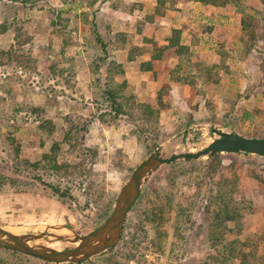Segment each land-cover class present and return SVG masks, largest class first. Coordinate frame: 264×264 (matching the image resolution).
<instances>
[{
    "label": "rangeland",
    "instance_id": "1",
    "mask_svg": "<svg viewBox=\"0 0 264 264\" xmlns=\"http://www.w3.org/2000/svg\"><path fill=\"white\" fill-rule=\"evenodd\" d=\"M12 1L0 0V20L26 29L31 43L24 50H32L27 57L38 59V66L33 71L0 67V181L12 177L25 184V190L0 188V225L27 232L68 222L88 233L110 214L136 165L158 147L202 146L218 135L213 128L263 137L264 0L207 6L199 0H167L160 25L143 35L138 22L155 0H30L17 14ZM60 9L71 34L64 56L48 17ZM245 14L254 18L248 22L257 33L254 41L242 26ZM173 28L181 29L187 50L180 58L169 50L152 60L153 70L161 71L156 81L153 71L141 67L149 53L136 48L145 45V37L163 41ZM14 35L13 26L0 35L1 50L14 44ZM110 78L118 93H132L139 102H155L164 86L165 107L149 124L115 114L104 93ZM73 120L85 127L78 140L84 151L71 149ZM53 147L58 164L67 157L85 169L53 170L45 161ZM207 159L159 167L142 186L120 240L75 264H240L235 250L264 251V159L247 153H222L217 159L219 171L227 174L224 167L232 166L239 175L237 195H229L236 201L226 213L218 211L223 205L218 171L213 179L206 175L208 165L202 162ZM251 180L256 185L247 183ZM253 203L263 208L246 209ZM237 213H243L240 220L227 216ZM52 246L72 244L55 241ZM12 254L0 250L1 256ZM11 262L43 264L20 257Z\"/></svg>",
    "mask_w": 264,
    "mask_h": 264
},
{
    "label": "trees",
    "instance_id": "2",
    "mask_svg": "<svg viewBox=\"0 0 264 264\" xmlns=\"http://www.w3.org/2000/svg\"><path fill=\"white\" fill-rule=\"evenodd\" d=\"M12 1V0H10ZM30 0H14L12 2H16L13 6V11L14 14H17L19 10H22L26 5L29 3ZM156 4L151 12H148L144 15L143 19H141L138 22L137 29L140 32V34H144L146 29H156L160 23L163 17L165 16L166 13V2L167 0H155ZM204 4L207 5H225L231 0H199ZM64 10H51L48 13V17L51 20L52 24V34L56 36L61 37L62 41V49L60 50L61 55H65V47H67L71 43V34L68 29V21L69 18L65 13H63ZM254 20V18H249V14H245L242 18V26L244 27V30H248V35L250 36V39L252 41L258 39L256 31L251 27H249L248 22ZM8 20H0V33H4L7 29L13 26V29L15 31L14 35V44H11L8 49L6 50H1L0 49V67H4L6 65H11L18 67L20 69H26V70H34L37 69V64H38V59H34L33 57H27L29 54L30 49L24 50L25 46L27 44L31 43V38L27 36V31L23 26H18L13 23L8 24ZM24 28V30H23ZM100 39V36L97 38V40ZM181 40V29L180 28H173L171 30V34L167 36L163 41L159 42L157 40H154L152 38H144L145 45L142 47H137L136 50L141 51V53L144 52V49L149 53L150 55V60L144 61L141 64L142 69L148 70V71H153V76L156 81L161 80V71L160 70H153L152 66V60H160L164 57L165 52L169 50H173V52L176 54L178 58L182 57L183 54H185L187 47L180 42ZM106 45V44H104ZM32 53V52H31ZM48 64L52 69H55L57 66L55 64H51L50 60L48 59ZM31 62L35 63L31 65ZM40 63L41 60H40ZM66 70L69 73L71 70V66H66ZM60 71V70H59ZM63 70H61L62 72ZM66 78V77H65ZM72 81H75V75L72 74L71 76ZM107 89L104 91L105 95L107 98H110L112 107L114 109L115 114L119 115H128L127 117L134 119V120H141L142 122H145L147 124L152 123L153 119L157 116L159 113V109L165 107V104L162 100L163 95L166 94V89L164 86H162L158 90V95L157 98L155 99V102L151 101L150 99H147L144 102H139V99L137 98L136 95L129 93L126 94L125 92L123 93H118L111 85L110 83L113 82V78L107 79ZM154 104H157L155 106ZM23 108L26 109V111L31 112L32 108L29 105L22 106ZM20 107V108H22ZM161 111V109H160ZM48 122L47 120H45ZM45 125L44 123L39 124L40 128H43ZM70 132H72V137L68 136L69 139H74V143L71 145V149L73 151H84L85 148H83L81 145L78 144L79 139L84 138V132H85V127L82 123L73 120L69 126ZM237 132L236 130H233ZM243 134V133H241ZM252 136H259V135H252ZM264 137V135H262ZM18 151V148L16 149V152ZM58 148L53 147L52 148V154L51 155H45V161L48 162L52 169L55 171H60L61 169L64 171L63 174H69L72 171H82L85 169L83 163L81 162L78 165H72L71 160L69 158H65L64 161L58 164L56 161V156H58ZM226 154H231L230 152H226ZM222 153H217L211 157H209L206 161L202 162V164L206 163L207 170H206V175L209 176V178L214 177L215 173L218 171V177H219V184H220V190H221V200L223 202L222 208L218 210L220 213H226L228 210V204L230 203V197L232 193L237 195L236 189H237V184L239 182V175L235 174L234 169L232 166L230 167H224L228 173L225 174L224 169L222 168L221 171H219L220 164L216 167V161L219 157H221ZM262 159L264 157L258 156ZM186 162H192L191 160H184ZM37 164H33V166H37ZM82 169V170H81ZM156 171V170H155ZM212 173V175H211ZM231 173V174H230ZM211 175V176H210ZM217 177V179H218ZM9 185V187H14L16 190L21 189L25 190L24 187L25 184L22 182H19V180H16L15 178L12 177H7L3 178L0 181V188H3L4 186ZM21 185V186H20ZM57 191V190H56ZM236 192V193H235ZM240 194H238V197ZM236 200H232L231 204ZM136 203V202H135ZM257 203V202H256ZM135 205V204H134ZM133 205V206H134ZM262 205H257L253 203V206L246 208V209H253L256 211H259L262 209ZM243 213H237L234 217L232 215H227L229 219H239L240 216H242ZM108 217V216H107ZM105 217V219L107 218ZM104 219V220H105ZM100 225V224H99ZM0 250H6V251H11L13 257H20L21 259H29V260H38L42 262L43 264H75L71 262H61V263H55L51 262L48 260H44L42 258L22 253L17 250L9 249L6 247H0ZM233 255L237 256L238 259L240 260V264H264V251L258 254H253V252H245L243 250L240 251H234ZM255 255V257H253ZM10 256L9 257H4L0 255V264H16L15 262H11V259L13 258ZM18 259V258H17ZM89 259L87 258L85 261H88ZM20 261V260H18Z\"/></svg>",
    "mask_w": 264,
    "mask_h": 264
},
{
    "label": "water",
    "instance_id": "3",
    "mask_svg": "<svg viewBox=\"0 0 264 264\" xmlns=\"http://www.w3.org/2000/svg\"><path fill=\"white\" fill-rule=\"evenodd\" d=\"M216 137L200 146L191 142L187 148L166 153L158 147L143 158L121 186L108 217L95 229L81 233L68 222L44 225V230L22 232L17 225H0V247L17 250L55 263L85 261L112 246L121 238L129 211L137 201L142 186L149 176L162 165L174 161L209 158L217 153H247L264 157V137L247 136L235 131L212 129ZM192 149V150H191ZM19 226V225H18ZM15 229L16 231H14ZM60 229L68 232H58ZM55 241L71 243L63 249L52 246Z\"/></svg>",
    "mask_w": 264,
    "mask_h": 264
},
{
    "label": "bare ground",
    "instance_id": "4",
    "mask_svg": "<svg viewBox=\"0 0 264 264\" xmlns=\"http://www.w3.org/2000/svg\"><path fill=\"white\" fill-rule=\"evenodd\" d=\"M206 143V142H205ZM165 147V146H164ZM175 149H177L176 147H174ZM174 148H173V143H171V144H168V145H166V147H165V152L166 153H168V152H171V150H174ZM182 150V149H181ZM192 150V149H191ZM14 231H16L15 229H13ZM58 232H68V230H65V229H60V230H58Z\"/></svg>",
    "mask_w": 264,
    "mask_h": 264
},
{
    "label": "crops",
    "instance_id": "5",
    "mask_svg": "<svg viewBox=\"0 0 264 264\" xmlns=\"http://www.w3.org/2000/svg\"><path fill=\"white\" fill-rule=\"evenodd\" d=\"M206 5V4H205ZM207 6V5H206ZM230 16H232V18H230V19H232V20H235V16L233 15V13H232V15H230ZM3 34V33H2ZM1 33H0V35H2ZM206 35H207V32H206ZM157 61V60H156ZM231 153V152H230ZM231 154H238V153H231ZM258 157V156H257ZM249 185H252V186H254V185H256L255 183V181H253V180H251V181H248L247 182Z\"/></svg>",
    "mask_w": 264,
    "mask_h": 264
}]
</instances>
